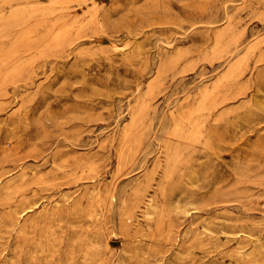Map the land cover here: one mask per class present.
Masks as SVG:
<instances>
[{
    "label": "rangeland",
    "instance_id": "374dc122",
    "mask_svg": "<svg viewBox=\"0 0 264 264\" xmlns=\"http://www.w3.org/2000/svg\"><path fill=\"white\" fill-rule=\"evenodd\" d=\"M0 264H264V0H0Z\"/></svg>",
    "mask_w": 264,
    "mask_h": 264
}]
</instances>
